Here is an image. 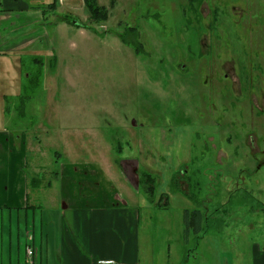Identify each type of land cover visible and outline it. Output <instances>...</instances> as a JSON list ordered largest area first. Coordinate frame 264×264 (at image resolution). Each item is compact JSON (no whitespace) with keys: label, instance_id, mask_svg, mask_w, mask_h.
<instances>
[{"label":"rangeland","instance_id":"rangeland-1","mask_svg":"<svg viewBox=\"0 0 264 264\" xmlns=\"http://www.w3.org/2000/svg\"><path fill=\"white\" fill-rule=\"evenodd\" d=\"M96 1L108 14L98 24L83 0H58L56 11L52 0L32 3L45 19L6 13L0 131L22 137L28 180L51 184L54 199L62 165H111L119 186L123 162L134 160L138 193L121 190L152 206L139 235L148 264H165L166 247L168 264H198L178 261L196 241H183L184 192L223 219L206 232L225 222L256 229L264 217V0ZM211 242L201 240L199 264H211Z\"/></svg>","mask_w":264,"mask_h":264},{"label":"crops","instance_id":"crops-1","mask_svg":"<svg viewBox=\"0 0 264 264\" xmlns=\"http://www.w3.org/2000/svg\"><path fill=\"white\" fill-rule=\"evenodd\" d=\"M33 6L37 4L32 5L29 0H0V12H5L0 15V22L11 20L6 13L12 12L39 13L45 19L44 11ZM21 15L16 16L17 21ZM24 148L22 137L18 144L12 135L0 131V264H25L29 247L34 253V264H148L151 250L143 247L139 235L141 212L150 213L152 206L146 199H135L121 190L136 191L139 168L134 160L123 162L120 173L125 185L119 186L108 178L111 165L94 167L97 170L92 173L83 164L62 165L56 175L59 196L54 199L48 194L51 184L28 180ZM183 194L186 203L179 199L183 203L182 223L184 211L199 210L203 228L194 238L191 255L186 257L184 253L179 262H185V258L189 261L188 257L192 256L199 264L203 253L201 240L209 239L212 242L207 247V263L264 264V217L256 218V229L251 228L252 223L248 229H232L225 222L222 229L206 232L211 223H221L223 219L219 220L217 215L209 217L207 210L193 208L189 204L193 201L190 192ZM206 202L210 204V199ZM258 203L264 207V198ZM164 205L168 206V201ZM260 211L263 215L264 209ZM181 248L184 249L182 242ZM164 254L168 264L169 247Z\"/></svg>","mask_w":264,"mask_h":264},{"label":"trees","instance_id":"trees-1","mask_svg":"<svg viewBox=\"0 0 264 264\" xmlns=\"http://www.w3.org/2000/svg\"><path fill=\"white\" fill-rule=\"evenodd\" d=\"M45 0H29L31 3H43ZM84 7L89 11L90 14V21L92 23L98 24L100 22H103L108 18L107 9L98 6L96 0H83ZM58 0H52L50 11H56V8L58 7ZM33 9H39L42 10L43 7L41 6H33L31 7ZM53 13V12H52ZM65 22L71 23V21H67V18H64ZM73 25V24H72ZM75 27H79V24L74 25ZM123 41V40H122ZM154 180L146 174H142L141 177H139V186H148L149 184H153ZM147 189V188H146ZM147 192H152V186H148ZM160 203V202H159ZM161 204V203H160ZM157 206H160L157 204ZM183 225H184V231H183V241L184 243H188V239L191 233L194 235H198L202 232V226H203V215L199 210H193L192 212L184 211L183 213Z\"/></svg>","mask_w":264,"mask_h":264},{"label":"built area","instance_id":"built-area-1","mask_svg":"<svg viewBox=\"0 0 264 264\" xmlns=\"http://www.w3.org/2000/svg\"><path fill=\"white\" fill-rule=\"evenodd\" d=\"M63 1L66 0H59L60 3H63ZM25 264H34V253L30 247L26 251Z\"/></svg>","mask_w":264,"mask_h":264}]
</instances>
